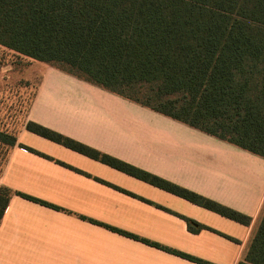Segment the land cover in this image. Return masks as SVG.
I'll return each mask as SVG.
<instances>
[{"label":"crops","instance_id":"obj_1","mask_svg":"<svg viewBox=\"0 0 264 264\" xmlns=\"http://www.w3.org/2000/svg\"><path fill=\"white\" fill-rule=\"evenodd\" d=\"M30 89L28 120L251 221L227 219L22 128L0 187L59 209L12 195L0 221V264H199L162 248L209 264L242 260L264 209V159L53 67ZM184 218L204 228L193 233Z\"/></svg>","mask_w":264,"mask_h":264},{"label":"trees","instance_id":"obj_2","mask_svg":"<svg viewBox=\"0 0 264 264\" xmlns=\"http://www.w3.org/2000/svg\"><path fill=\"white\" fill-rule=\"evenodd\" d=\"M0 47L264 159V0H0ZM28 94L18 132L0 128L5 148L0 174L24 128L227 219L250 224L246 215L28 120L35 92ZM14 194L59 209L1 186L0 221ZM184 220L193 233L204 228ZM237 264H264V209Z\"/></svg>","mask_w":264,"mask_h":264},{"label":"rangeland","instance_id":"obj_3","mask_svg":"<svg viewBox=\"0 0 264 264\" xmlns=\"http://www.w3.org/2000/svg\"><path fill=\"white\" fill-rule=\"evenodd\" d=\"M47 67L0 47V128L18 132L29 105L30 88L40 82ZM4 153L5 148L0 146V167Z\"/></svg>","mask_w":264,"mask_h":264}]
</instances>
